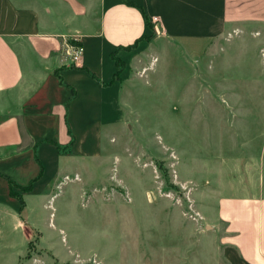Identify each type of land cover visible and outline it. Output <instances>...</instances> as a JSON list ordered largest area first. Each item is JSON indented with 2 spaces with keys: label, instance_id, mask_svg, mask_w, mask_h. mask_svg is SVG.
Wrapping results in <instances>:
<instances>
[{
  "label": "rangeland",
  "instance_id": "rangeland-1",
  "mask_svg": "<svg viewBox=\"0 0 264 264\" xmlns=\"http://www.w3.org/2000/svg\"><path fill=\"white\" fill-rule=\"evenodd\" d=\"M147 39L122 76L115 58L120 121L102 127L96 156L61 166L20 251L0 219V264H227L214 176L233 156L264 166V27Z\"/></svg>",
  "mask_w": 264,
  "mask_h": 264
},
{
  "label": "crops",
  "instance_id": "crops-1",
  "mask_svg": "<svg viewBox=\"0 0 264 264\" xmlns=\"http://www.w3.org/2000/svg\"><path fill=\"white\" fill-rule=\"evenodd\" d=\"M254 26L264 27V0H0V219L14 223L13 247L23 248L30 215L53 198L61 166L96 156L102 127L120 121L115 58L122 76L151 28L202 42ZM73 43L83 48L77 65L65 54ZM256 155L230 157L215 172L210 219L227 264H264V166Z\"/></svg>",
  "mask_w": 264,
  "mask_h": 264
},
{
  "label": "built area",
  "instance_id": "built-area-1",
  "mask_svg": "<svg viewBox=\"0 0 264 264\" xmlns=\"http://www.w3.org/2000/svg\"><path fill=\"white\" fill-rule=\"evenodd\" d=\"M65 54L69 57L71 64L77 65L81 60L83 48L80 44H69L66 47Z\"/></svg>",
  "mask_w": 264,
  "mask_h": 264
},
{
  "label": "trees",
  "instance_id": "trees-1",
  "mask_svg": "<svg viewBox=\"0 0 264 264\" xmlns=\"http://www.w3.org/2000/svg\"><path fill=\"white\" fill-rule=\"evenodd\" d=\"M144 19H145L146 24H150L149 21H148L146 18H144ZM145 38H147V37H145ZM115 63H116V62H115ZM30 189H31V184H29L27 187L20 188L21 191H29ZM16 196H17V195H16ZM18 198H19L20 203H21L20 208H19V212H21L22 209H23V201H22V199L20 198V196H19Z\"/></svg>",
  "mask_w": 264,
  "mask_h": 264
}]
</instances>
